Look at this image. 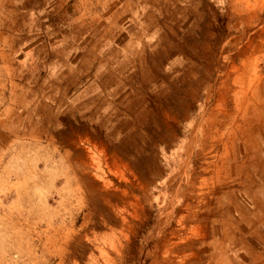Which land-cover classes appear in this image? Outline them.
<instances>
[{
    "label": "rangeland",
    "instance_id": "obj_1",
    "mask_svg": "<svg viewBox=\"0 0 264 264\" xmlns=\"http://www.w3.org/2000/svg\"><path fill=\"white\" fill-rule=\"evenodd\" d=\"M261 148L264 0H0V264H182Z\"/></svg>",
    "mask_w": 264,
    "mask_h": 264
},
{
    "label": "crops",
    "instance_id": "obj_2",
    "mask_svg": "<svg viewBox=\"0 0 264 264\" xmlns=\"http://www.w3.org/2000/svg\"><path fill=\"white\" fill-rule=\"evenodd\" d=\"M241 190L247 199L219 198L218 211L204 214L198 231L183 239L182 264H264V188L248 184Z\"/></svg>",
    "mask_w": 264,
    "mask_h": 264
},
{
    "label": "bare ground",
    "instance_id": "obj_3",
    "mask_svg": "<svg viewBox=\"0 0 264 264\" xmlns=\"http://www.w3.org/2000/svg\"><path fill=\"white\" fill-rule=\"evenodd\" d=\"M186 90V89H185ZM255 106V105H254ZM258 107H260V105H258V106H255V108L258 110ZM155 108V107H154ZM158 109H160V108H158ZM162 109V108H161ZM157 111V110H156ZM154 112V111H153ZM161 114L163 115V120H161V121H165L166 123L167 122H169L170 120H172V119H174V117H176L177 116V113L175 112V111H172L171 109H169V108H166V107H164L161 111ZM254 112H256L255 110H254ZM258 112V111H257ZM148 113V112H147ZM150 113V112H149ZM246 115H247V110H245V111H243V115H242V118H243V123L241 124V127H242V129H241V133H248L247 132V128L248 127H250V126H253V125H250L252 122H254V124H255V122L256 121H250V119H247L246 118ZM146 116V115H145ZM148 116H149V114H148ZM161 116V115H160ZM229 116V115H228ZM254 116V115H253ZM261 116H263V114L261 115ZM230 117V116H229ZM151 118V117H150ZM260 118V117H259ZM160 119H162V118H160ZM165 119H170V120H165ZM231 119V118H230ZM255 119H257V118H255ZM233 120H234V122L236 121V116L233 118ZM231 122V121H230ZM233 122V121H232ZM234 124V123H233ZM164 127H166L165 125H164ZM163 127V128H164ZM168 127H169V125H168ZM162 128V127H161ZM163 130V129H162ZM164 130H165V128H164ZM163 130V131H164ZM249 131V130H248ZM257 131H260V129L259 128H257ZM233 132L234 131H232V133H230V137L231 136H233ZM154 133V132H153ZM206 137V136H205ZM126 144H128V143H126ZM137 147V146H136ZM128 155V154H127ZM127 162V161H126ZM131 165V164H130ZM129 167V166H128Z\"/></svg>",
    "mask_w": 264,
    "mask_h": 264
}]
</instances>
